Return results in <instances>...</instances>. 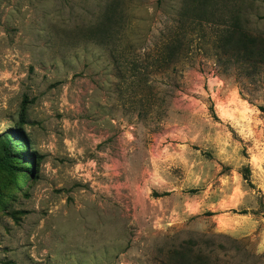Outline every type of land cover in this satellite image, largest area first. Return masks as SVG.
Here are the masks:
<instances>
[{
	"label": "rangeland",
	"instance_id": "obj_1",
	"mask_svg": "<svg viewBox=\"0 0 264 264\" xmlns=\"http://www.w3.org/2000/svg\"><path fill=\"white\" fill-rule=\"evenodd\" d=\"M235 24L264 37V0H0V264H264V63L218 48Z\"/></svg>",
	"mask_w": 264,
	"mask_h": 264
},
{
	"label": "trees",
	"instance_id": "obj_2",
	"mask_svg": "<svg viewBox=\"0 0 264 264\" xmlns=\"http://www.w3.org/2000/svg\"><path fill=\"white\" fill-rule=\"evenodd\" d=\"M184 44V37L179 34L176 39L170 40L164 47L166 49L164 62L167 66L173 65L181 59L185 48ZM217 45L220 50L229 55L233 65L244 66L247 64L255 67L264 63V37L248 35L236 24L217 38ZM243 176L250 184L249 167L245 168Z\"/></svg>",
	"mask_w": 264,
	"mask_h": 264
}]
</instances>
